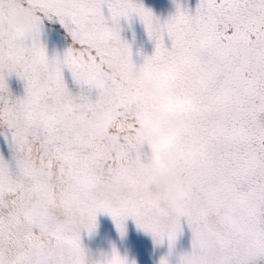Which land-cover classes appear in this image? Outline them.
Segmentation results:
<instances>
[{
  "label": "snow or ice",
  "instance_id": "obj_1",
  "mask_svg": "<svg viewBox=\"0 0 264 264\" xmlns=\"http://www.w3.org/2000/svg\"><path fill=\"white\" fill-rule=\"evenodd\" d=\"M43 17L79 47L49 57ZM133 17L155 45L139 65L121 37ZM185 96V111H153ZM162 135L181 149L166 172L144 156ZM0 137V264H136L115 246L91 259L82 233L100 214L169 253L186 224L177 264H264V0L176 3L165 20L138 0H0Z\"/></svg>",
  "mask_w": 264,
  "mask_h": 264
},
{
  "label": "rangeland",
  "instance_id": "obj_2",
  "mask_svg": "<svg viewBox=\"0 0 264 264\" xmlns=\"http://www.w3.org/2000/svg\"><path fill=\"white\" fill-rule=\"evenodd\" d=\"M121 37L131 45L132 59L137 65L142 64L144 58L154 52V42L149 39L144 25L136 17L131 22L121 20ZM97 219L98 228L93 234L82 233V243L89 250L92 260L109 258L113 246L122 257H127L129 262L135 261L136 264H160L162 258H167L169 264H177L180 254L191 251L192 234L186 224L173 251L169 253L167 241L163 244L155 243L151 234L138 229L131 219L126 223V235L123 238L109 215L100 214Z\"/></svg>",
  "mask_w": 264,
  "mask_h": 264
},
{
  "label": "clouds",
  "instance_id": "obj_3",
  "mask_svg": "<svg viewBox=\"0 0 264 264\" xmlns=\"http://www.w3.org/2000/svg\"><path fill=\"white\" fill-rule=\"evenodd\" d=\"M193 104V100L190 96H185L178 101H174L173 98H165L162 102L156 104L153 107V111L156 113L173 114L179 111H185ZM147 151L144 153L145 159L149 164L166 172L174 164V154L181 150L176 140L168 135H162L154 139L146 141ZM203 144L200 145V150H203ZM183 150L189 155H193L196 151L192 144H186ZM155 183L154 179L149 177L143 180L141 188L145 191L149 190ZM73 217H68L67 225L71 227L75 224Z\"/></svg>",
  "mask_w": 264,
  "mask_h": 264
},
{
  "label": "trees",
  "instance_id": "obj_4",
  "mask_svg": "<svg viewBox=\"0 0 264 264\" xmlns=\"http://www.w3.org/2000/svg\"><path fill=\"white\" fill-rule=\"evenodd\" d=\"M41 41L45 45L49 57L58 54L62 56L67 49L79 47L74 42L70 32L56 18L51 20L46 17L42 18ZM65 79L69 89L76 92L78 89L67 71L65 72ZM8 82L15 95L22 96L24 94L23 82L19 81L15 76L9 78Z\"/></svg>",
  "mask_w": 264,
  "mask_h": 264
},
{
  "label": "flooded vegetation",
  "instance_id": "obj_5",
  "mask_svg": "<svg viewBox=\"0 0 264 264\" xmlns=\"http://www.w3.org/2000/svg\"><path fill=\"white\" fill-rule=\"evenodd\" d=\"M144 3L146 8L151 9L152 12L161 20L167 19L170 15L175 13V4L181 3L194 11L198 0H138Z\"/></svg>",
  "mask_w": 264,
  "mask_h": 264
}]
</instances>
